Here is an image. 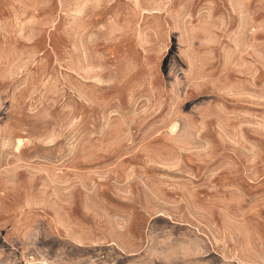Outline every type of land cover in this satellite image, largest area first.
<instances>
[{"label":"rangeland","instance_id":"rangeland-1","mask_svg":"<svg viewBox=\"0 0 264 264\" xmlns=\"http://www.w3.org/2000/svg\"><path fill=\"white\" fill-rule=\"evenodd\" d=\"M57 227L82 246L48 259L34 243ZM250 251L264 258V0H0V264Z\"/></svg>","mask_w":264,"mask_h":264},{"label":"crops","instance_id":"crops-1","mask_svg":"<svg viewBox=\"0 0 264 264\" xmlns=\"http://www.w3.org/2000/svg\"><path fill=\"white\" fill-rule=\"evenodd\" d=\"M44 209L46 210V212L43 213L44 216H43V214H41L42 215V216H40L41 219L38 220L39 216H37L36 214L32 216V219H35L36 221H38L37 224L42 225L43 228L46 226L45 229H47L48 226L51 227L50 224L54 223L53 221L55 219L57 221L59 220V215L54 209H52V210H50V208H44ZM48 212L53 214V219H50V216L47 215ZM31 215H32V213L30 212V210L25 208V210L23 212H20L19 215L15 216V222H17L18 220H21L24 217L25 218L31 217ZM62 228L64 229V226ZM62 228L57 227L56 231H54L52 234H50L51 231L45 232L47 235L41 236L34 243V245L38 246L39 248H43L44 250L47 249V251L50 252L49 257L46 256L48 259H51L52 256L58 255L59 249L63 248V246H64L63 244L68 245L69 243H73L77 247L82 246V244H80V243L76 242V244H75V242H72L70 239V233L63 230ZM58 229H61V230H58ZM15 230L18 231V228H15ZM62 230H63V232H62ZM78 241H80V240L78 239ZM62 251H64V250H62ZM61 257H63V256H61ZM238 259H239L238 264H264V258L257 251H255V252L250 251L248 254H243L241 252V254H239Z\"/></svg>","mask_w":264,"mask_h":264},{"label":"built area","instance_id":"built-area-1","mask_svg":"<svg viewBox=\"0 0 264 264\" xmlns=\"http://www.w3.org/2000/svg\"><path fill=\"white\" fill-rule=\"evenodd\" d=\"M34 264V263H33Z\"/></svg>","mask_w":264,"mask_h":264}]
</instances>
